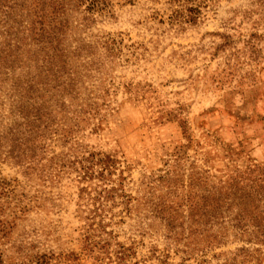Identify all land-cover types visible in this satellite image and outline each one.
Masks as SVG:
<instances>
[{
	"label": "trees",
	"instance_id": "obj_1",
	"mask_svg": "<svg viewBox=\"0 0 264 264\" xmlns=\"http://www.w3.org/2000/svg\"><path fill=\"white\" fill-rule=\"evenodd\" d=\"M134 1L0 0V164L22 179L12 185L0 171V264H54L53 254L17 243L14 231L33 211L61 208L65 179L77 188L82 249L106 247L97 241L101 232L111 236L102 205L116 191L119 160L85 139L107 127L111 91L102 83L123 39L94 30L115 18L117 5ZM178 2L169 23L194 25L198 7ZM170 156L173 163L164 160L165 169L149 177L145 205L177 264H264V162L227 164L215 175L194 163L180 166L186 157L179 149ZM229 245L236 247L217 251Z\"/></svg>",
	"mask_w": 264,
	"mask_h": 264
},
{
	"label": "rangeland",
	"instance_id": "obj_2",
	"mask_svg": "<svg viewBox=\"0 0 264 264\" xmlns=\"http://www.w3.org/2000/svg\"><path fill=\"white\" fill-rule=\"evenodd\" d=\"M180 1L198 7L194 25L169 23L178 0H136L117 5L115 18L94 30L123 39L122 53L107 61L111 85L102 83L111 91L107 127L85 139L119 160L116 191L102 205L111 236L101 232L97 241L106 247L82 249L77 188L67 179L59 187L61 208L30 213L14 231L17 243L53 254L54 264H177L145 205L149 177L165 169L164 160L172 164L178 149L186 157L180 166L194 163L215 175L227 164L264 162V0ZM0 171L12 185L22 180L8 165ZM120 245L128 250L119 254Z\"/></svg>",
	"mask_w": 264,
	"mask_h": 264
}]
</instances>
